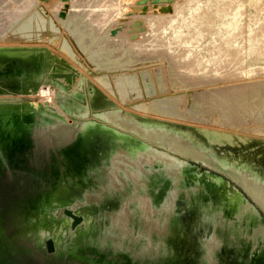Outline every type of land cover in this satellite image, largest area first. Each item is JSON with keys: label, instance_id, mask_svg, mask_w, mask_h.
Masks as SVG:
<instances>
[{"label": "water", "instance_id": "water-1", "mask_svg": "<svg viewBox=\"0 0 264 264\" xmlns=\"http://www.w3.org/2000/svg\"><path fill=\"white\" fill-rule=\"evenodd\" d=\"M48 76L23 91L0 77V93H29L49 82L57 85L61 93L56 100L63 110L0 98V264H68L74 242H58L57 223L70 220L69 232L76 233L88 218L71 204L68 193L79 186L92 192L107 189L112 168L106 151H121L125 144L175 167L170 176L162 170L152 173L157 186L170 178L180 185L192 180L207 189L209 185L193 179V174L206 177L208 172L231 177L229 181L249 197L241 190L242 198L233 204L215 198L203 208L187 210L180 237L187 244L175 262L126 245L131 235L91 228L89 246L79 249L92 257V264H264V202L251 190L247 176H241L242 165L222 160L220 149L191 125L146 118L114 102L93 107L89 99L96 86L85 76L79 84L85 93L81 98ZM85 104L82 111L79 106ZM175 202L184 212L183 204Z\"/></svg>", "mask_w": 264, "mask_h": 264}, {"label": "bare ground", "instance_id": "bare-ground-1", "mask_svg": "<svg viewBox=\"0 0 264 264\" xmlns=\"http://www.w3.org/2000/svg\"><path fill=\"white\" fill-rule=\"evenodd\" d=\"M140 1H142V0H140ZM214 1L220 2L221 0H214ZM253 1L254 0H248V2L251 4ZM142 2H144V1H142ZM75 3H76V0H0V77L3 78L6 83H8V84H10L16 88L22 89V91H23L24 88L29 86V84H34V82H37L43 78L47 79V78H49L48 75H50V76H55L57 78L56 82H57V84H59L60 87L62 86L63 88L67 89V88H70V86L67 84H64V83H66V82L68 83L70 81L77 80V78H79V77H82L84 72L81 70V68H78V66L75 65V63H74L75 60L71 55H65L62 51L58 50V48L52 46V43L49 42L48 40H42L45 36H48V34L50 35V40H52V41L54 40L56 34L59 35L58 31H60V30H59V27L57 25L60 22L56 24V22H58L56 20H60V19H56L54 16L55 14L62 12L63 16L61 17L60 21H63L65 23H68L71 18H78L79 17L78 14H76V15L73 14V10H75V9H73V7L76 6ZM139 3L140 2L135 3V4H139ZM153 3H154V1L151 4H153ZM164 3L167 4L168 2H164ZM100 4H102V3H100ZM105 4H106V2H105ZM174 5H175V3H174ZM179 5L180 4H178V6ZM112 6L113 5L109 6V7H111L110 8L111 10L113 8ZM148 6H150V4L147 5V7ZM155 6H153V7H155ZM181 6H179V7H181ZM191 6H193V5H191ZM153 7H151V8L153 9ZM120 8H121V6H120ZM135 8H134V10H135ZM157 8H159V7L157 6ZM102 9L104 10V8H100L99 10H102ZM110 9L108 8V10H110ZM115 9H116V7L114 8V12H115ZM131 9L133 10V7ZM157 10H155V11H157ZM262 10H263V8H262ZM136 11L140 12L139 10H137V8H136ZM174 11H176V10H174ZM258 11H259V9H258ZM105 12H107V11H105ZM130 12H131V10H130ZM159 12H160V10L157 13H159ZM161 12H163V11H161ZM171 12H173V11L171 10ZM171 12H169V13L171 14ZM115 13H117V12H115ZM149 13H148V15H149ZM153 13H155V12H153ZM173 13L175 14V12H173ZM173 13H172V15H173ZM136 14H138V13H136ZM180 14H182V13L179 12V15ZM103 15H104V13H103ZM133 15H132V17H133ZM148 15L145 14V16H148ZM150 15H151V13H150ZM155 15H156V13H155ZM256 15H254V16H256ZM112 16H114V15H112ZM165 16H167V12H166V15H164V17ZM178 16L176 15V16H174V18L175 17L178 18ZM188 16H190V14ZM198 16L199 15H197V17ZM169 17H172V16H169ZM128 18H129V16L127 17V19ZM142 18H139V19H142ZM144 18H146V17H144ZM155 19H157V17ZM158 19H160V18H158ZM165 19L166 18H164V20ZM190 19H188V20L190 21ZM66 20H68V21H66ZM135 20H132V21H135ZM212 20L207 19L205 21H202L201 23L199 22L200 23L198 26L199 28L196 31H194L195 34L197 35L196 37H198L200 34L202 35V31H203V27H201L202 24H204V23L208 24ZM74 21H75V19H74ZM139 21H141V20H139ZM145 21H146V19H145ZM171 21H173V20H171ZM171 21L169 23H171ZM221 21L226 26H236L239 23V18H238V16L235 17V16H230V15H223ZM167 22L168 21H166V23ZM175 22H176V20H175ZM131 23H133V22H131ZM148 23H146V25ZM177 23H175V25H173V24H171V25L176 27ZM179 23H180V21H179ZM258 23H260V22H258ZM261 23H263V21ZM261 23H260V25H263ZM149 24H151V23H149ZM155 24L156 23H154V25ZM156 25H155V27H156ZM163 25H165V24H163ZM163 25H162V27H164ZM123 26H125V24ZM173 26H171V27H173ZM126 27H128V25ZM141 27H142V22H141ZM143 27H144V25H143ZM152 27H153V24H152ZM168 27H170V26H168ZM75 28H76V26H75ZM131 28L133 29L134 27H131ZM139 28L137 27L136 29L138 30ZM146 28L149 29V26ZM263 28H262V30H263ZM12 29H14V30L12 32H10ZM126 29H128V28H126ZM151 29H150V31H151ZM184 29H185V26H184ZM84 30L85 29L82 28L81 32H83V33L88 32V31H86V30L84 31ZM153 30L151 33L152 35L149 33L148 34L146 33V35L153 36L154 35ZM156 30H158L157 27H156ZM76 31H78V29L74 30L75 33H76ZM129 31H130V29H129ZM133 31L134 30H132V33H131L132 35L134 34ZM150 31H147V32H150ZM248 31H250V29ZM135 32H136V30H135ZM165 32L166 31H164V33ZM167 32H166V34H168ZM175 32H176V38L181 40L183 38V30L181 28H178L177 31H175ZM185 32H186V30H185ZM258 32H260V31H258ZM104 33H105V31H104ZM160 33L162 35V32H160ZM100 34L95 35L93 33V35H91L93 37L92 39L86 40V41L85 40H80V41L85 42L86 44H88V43L92 44V41L105 39L104 40L105 43H104V45H102V48H101V50L104 51V53H105L106 52L105 50L107 49V46H108L107 44H110L108 42V39H110V41H111V40H114V38L112 36H110L109 38H107L108 36L107 37L104 36L105 38H100L99 37ZM11 35L14 37L20 38V41L16 42L15 41L16 39H9V38L5 39V37L11 36ZM132 35H131V37L134 36V35L133 36ZM155 36H156V34H155ZM168 36L169 35H167L166 37H168ZM21 38H24V39L21 40ZM34 38H41V40L34 39ZM144 38H145V36H144ZM159 38H157V39L159 40ZM174 38L175 37H173V39L172 38L171 39L175 40ZM132 39H134V37ZM148 39L146 40V42L148 41ZM150 39H153V38L151 37ZM157 39H156V42H157ZM162 39H163V36H162ZM135 40H137V39H135ZM138 40H139V37H138ZM195 40H198V39L195 38ZM201 40H203V38H201ZM104 41H102V42H104ZM149 41H151V40H149ZM204 41H206V40H204ZM160 42H161V40H160ZM192 42H194L193 45L195 43H197V41L196 42L193 41V38H192ZM151 43L157 44L154 42H151ZM158 43H159V41H158ZM187 43H189V42H187ZM213 43H211V44H213ZM216 43L217 42H215V44ZM122 44H123V41H122ZM179 44H180V42H179ZM179 44H177V46H179ZM186 44H185V47H186ZM215 44H213V45H215ZM127 45H128L127 46L128 50L130 52V50H132L133 47L128 43H127ZM200 45H199V47H200ZM191 46H192V44H191ZM195 46H198V45H195ZM167 47H169V46L166 45V47L164 49H169ZM204 47H206V46H204ZM189 48L187 49L188 51L190 50ZM193 48H196V47H193ZM207 48H211V46H209ZM49 49L51 50V52L49 51ZM139 49H140V47H139ZM141 49H144V48H141ZM211 49H209V50H211ZM93 50H94V48H93ZM98 50H99V48L95 51L97 52ZM134 50H135V48H134ZM178 50H179V48H178ZM183 50H184V47H183ZM169 51L172 52L171 49ZM194 51L196 52V50H194ZM138 52H141V51L138 50ZM149 52H147V53L149 55H151ZM175 52L176 51H174V53ZM177 52H179V51H177ZM144 53H146V52H144ZM186 53H188V52L186 51ZM210 53H212V52H210ZM227 53H228V51H227ZM50 54L51 55L54 54L56 56L57 61H58L56 63V66L54 67V75L48 73L46 68H44V64H43L44 58ZM116 54H117V52H116ZM116 54H114V55H116ZM188 54H186V56ZM196 54L194 56H197ZM200 54L201 53H199V55ZM238 54H239V52H238ZM177 55L178 54H176V56ZM189 55L191 56L192 54H189ZM139 56H141V55H139ZM178 56L180 57L181 53ZM212 56H214V55H212ZM143 57H144V60H146L145 56H143ZM152 57L153 56H151L150 58H152ZM179 57L177 59H179ZM192 57H193V55H192ZM192 57H190V58H192ZM199 57H202V56H199ZM220 57L222 59V56H220ZM261 57H260L261 60L264 61V57L263 56H261ZM134 58H132V59H134ZM147 58H149V57H147ZM186 58H188V57H186ZM214 58H218V56L215 55ZM157 59H159V58H157ZM197 59H199V58L197 57ZM192 60H194V59L192 58ZM195 61L197 62V60H194L193 62H195ZM206 61H207V59H206ZM231 61L232 60H230V62ZM187 62L188 61H186V63ZM218 62H220V61H218ZM226 62L227 61H225V64H226ZM131 63L132 62H130L129 64H131ZM204 63L206 64V62H204ZM126 64H128V62ZM181 64L179 63L180 66H181ZM191 64H189V65H191ZM207 64H209V63H207ZM183 65L186 66V64H183ZM197 65H199V64H197ZM217 65H218V63H217ZM190 67H192V66H190ZM190 67L187 66L186 69L188 70V68H189L188 72L190 74H193L190 72V69H191ZM204 67H205V65H204ZM207 67H205V69ZM159 68H158V70H160ZM225 68H227V67H225ZM237 68H239V67H237ZM252 68H254V67H252ZM192 69H193V67H192ZM196 69H198V68H196ZM200 69L202 70V68H200ZM113 70H115V69H113ZM232 70L233 69H231L230 71H232ZM237 70H236V72H237ZM239 70H241V68ZM117 71L118 70H116V72ZM218 71H220V70H217L216 73ZM197 72H200V71H196V74H198ZM227 72H229V70ZM158 73H159V71H158ZM223 73L225 74V72H223ZM234 73H235V71H234ZM240 73L241 72H239V74ZM196 74L194 72V75H196ZM199 74H201V73H199ZM239 74H237V75H239ZM258 74L261 75V73H258ZM215 75H214V77L216 79V76L218 75V73L216 76ZM243 75L248 76L247 72ZM243 75L240 74V76L238 78H240ZM235 76L232 75L230 77L235 78ZM205 77H207V76H205ZM222 77H223V75H222ZM224 77H223V80H224ZM145 78H146V76H145ZM243 78H245V76L241 77V80ZM94 79L95 80H93V84L98 88V90L101 91L100 92V98H99L98 102H96L97 104L102 106L105 104V102H113L114 101V103H116V104L120 103V106H122L124 109L137 112V114L138 113L144 114L143 110L149 111V112H156L159 114V116L158 115L154 116L155 114L154 115L145 114V115L158 117V119L162 118V119H166V120H173L175 122L184 123V124H188V125H198L199 130L201 132V135L205 138H208L209 141L211 143H213V145L216 148L220 149L219 154H220L222 160L235 162V160L236 161H240V160L244 161V160H247L248 158H251L252 162H250L249 164H245V166H243L244 164L242 165L243 166L242 168H244V171L241 173V176L242 177L247 176L245 178L248 179V181L250 182L251 190L254 192V194L257 196V198H259V200L264 202V123L262 122V121H264V117H259V119H261V121L258 120L259 122H257V123L256 122L255 123H248V122L247 123L246 122L234 123V122L228 121V122H226V124H229L228 125L229 128H227L228 130L226 129V127L214 128L216 126L211 127V126H207L205 124L204 125L200 124V123L196 124L195 122L194 123L191 122L192 120L188 121L187 119H193L194 121L195 120L196 121H200V120L205 121L207 119H210V118H208V117H210L209 114L205 113L203 106L200 103H198L197 101L194 102V104L192 106L187 105V104L182 106L181 105L182 97L178 96L179 94H177V95L175 94L176 97H170V96L163 97V98L161 97L162 99H157V100H153V101L150 100L151 102L138 100L135 102L132 101L131 104H129V103L125 102L126 101L125 92H126V89H128L129 87L131 88L133 85H135V86L137 85L136 84L137 82H135V80H131L129 78H128V80L126 78L117 79L118 89L121 92V95H120L121 98H117L116 96H114V94H112L113 93L112 91L113 90L115 91V88L113 87L112 83L107 78V76H104V75L98 76V74H97V77L96 78L94 77ZM247 79H248V77H247ZM256 79H254V80H256ZM207 80H210V79L208 78ZM220 80H222V79H220ZM225 80H226V78H225ZM228 80H229V77H228ZM181 81H183V80H181ZM232 81L234 82V80H232ZM235 81H238V80H235ZM245 81H244V83L250 82V81L249 82H245ZM213 82H215V81H213ZM216 84H218V83H216ZM235 84H236V82H235ZM189 85H192V84H189ZM240 85H241V83H240ZM203 86H205V85H203ZM225 86H227V85H225ZM229 86H230V84H229ZM187 88H189V87H186V90H187ZM205 88H207V87H205ZM209 88L204 89V90L210 91ZM228 89H230V88H228ZM30 90L31 91L29 93H24V92L0 93V98L14 100V101H18V103H25V104H29V105H35V103L40 102V103H43L44 105H46L48 109H51L55 112L63 111L62 107L57 103V100H56L58 93H61L58 90L57 85L50 83V82L49 83H42L36 89H34V87H33ZM68 90L70 91V89H68ZM179 91H181V90H179ZM182 91H181L180 95L184 94L183 93L184 91L183 92ZM233 91H235V90L233 89ZM210 92H212V91H210ZM174 93H177V92L174 91ZM189 93L190 92H188L187 94H189ZM248 94H249L248 92L243 90L240 95L244 96V95H248ZM153 96L148 97V99H151V97L153 99ZM158 96H159V94H158ZM185 98H188V97H185ZM185 102H186V100H185ZM127 104H129V105H127ZM190 104H191V102H190ZM245 104L246 103H244V106L246 107ZM231 106H233V105H231ZM80 109H81V107H80ZM82 111H85V109H82ZM202 121H200V122H202ZM219 122H221V121H219ZM226 124H224V126ZM225 131L232 132L231 137H229L228 134H225L224 133ZM244 138H246V139H244ZM125 146L126 147H124V146L121 147V151H119V150L115 151V152H111L110 150L106 151L107 159L111 163L110 166L112 168V173L108 177V179L110 180L109 181L110 186L108 185L107 189H106V187H103L100 191H93L92 192V191H88L85 188L79 186V190L74 191L72 194L68 193V199L71 202V204L76 206V208L79 211L83 212L88 217L87 221H85V223L81 226L80 230H78L76 233H70L69 232L70 231L69 230L70 220H65L64 222L60 221L57 223L56 230H57L58 242L62 245L66 244V240H69V241L72 240L74 242V244L68 250L69 253L71 254V258H70L68 264H75L76 261L77 262H84V264H92V257H90L89 254H83V252L79 249V248H85V247L89 246L91 228L93 230H96L97 232H111V233L117 234L118 236L131 235L132 238L129 241H127L126 245L132 247L133 249L139 250V251L146 250V251H148L147 252L148 254H151V253L155 254L154 256H158L165 261L175 262V260H177L178 254H179V250L184 249L186 244H187V241L180 240V237H183L181 234L185 230V223H184L185 221L184 220L186 218V214L188 213V212H186L187 210H189L190 208H193L194 206L196 207V209L200 208V206H202V208H203V206H205L206 204L213 202L215 200V198H219L222 201L227 200L231 204L234 203L233 201H235V200L237 201L238 199L242 198L241 193H239L238 190L234 186H232L228 181L222 179L219 176L218 177L212 176L209 173H206L208 175V178H209V186L207 189H203V187L197 185L192 180H190V181L185 180L183 183V186H184L182 188L183 190H177L175 187V184H177L178 186L180 184L177 181H172L170 178L167 179V181H165L164 183L159 184L157 186V182H155V180L153 179L154 176H151L152 173L154 174L156 171L159 172V170H162L165 174L170 176L171 167L172 168H175V167L172 166L171 164H165L164 162L162 163L161 161H154L153 160L154 157H151L149 154L146 153V151H143V152L132 151L128 144H125ZM103 153H105V152H103ZM110 155H111V157L109 159ZM254 163H256L257 165H255ZM239 166H241V165H239ZM255 169H257V171L260 170V174ZM147 188L151 189L150 195H151L152 201L149 202V206L146 207L147 209H143L142 205H137L136 203H134L133 196L138 191H142L141 189H147ZM154 190H157L156 194H154ZM179 192H181L180 196L178 195ZM142 193H146V192L142 191ZM176 199H180L181 204H183L184 208H186L184 212H181L178 209V206L175 202ZM149 209H153L155 214L148 213ZM164 231H168L169 233H164ZM170 233H173V234L171 235ZM117 241H119V240L117 239ZM142 246H145V247L150 248V249H144V248H142ZM190 248L194 250V249H196V246H192Z\"/></svg>", "mask_w": 264, "mask_h": 264}, {"label": "rangeland", "instance_id": "rangeland-1", "mask_svg": "<svg viewBox=\"0 0 264 264\" xmlns=\"http://www.w3.org/2000/svg\"><path fill=\"white\" fill-rule=\"evenodd\" d=\"M142 1H144V2H142ZM142 1H140V0H88V1L87 0H76V3H75L76 6L73 7V9H75V10H73V14H75V15L78 14L79 17L78 18H71L68 23H65L63 21H60L61 17L63 16L62 12L55 14L54 15L55 18L60 19V20H56L58 22L55 21L56 24L59 22L61 23V24L59 23L57 25L59 27V30H60V31H58L59 35L56 34L53 41L50 40L49 34H48V36H45L42 40H48L49 42L52 43V46L58 48V50L62 51L65 55H71L75 60L74 61L75 65H77L78 68H81V70L84 72L82 77L83 76L86 77L89 85L93 84V80H95L94 77L96 78L97 74H98V76L99 75L107 76V78L110 80L113 87L115 88V91L113 90L112 94H114V96H116L117 98H121L120 97L121 92L118 89L117 79L126 78L128 80V78H129L131 80H135V82H137L136 83L137 85L136 86L133 85L131 88L129 87L128 89H126V92H125V95H126V101L125 102L126 103L131 104L132 101L135 102L138 100L151 102L150 100L153 101V100H157V99H162L163 97H167V96L176 97V95L179 94L178 96L182 97V103H181L182 106L186 105V104L192 106L194 104V102L197 101L198 103H200L203 106L205 113L209 114L210 117H208V118H210V119H207L205 121L200 120L202 122L196 121V120L194 121L193 119H187L188 121L192 120L191 122H193V123L195 122L196 124L200 123V124H203V125L205 124V125L211 126V127L216 126L214 128L226 127V129H227V128H229L228 127L229 124H226V122H228V121L234 122V123H238V122H246V123L247 122L248 123H255L256 122L257 123V122H259L258 120L261 121V119H259V117H264V74H263L264 73V61L261 60V58H262L261 56L264 57V28H263L264 27V0H254L252 2V4L249 3L248 0H243V1L242 0H231V1L230 0L229 1L228 0H221L220 2H217L214 0H167V1L166 0H146V1L142 0ZM153 1H154V3L151 4ZM105 2H106V4L107 3L108 4L110 3V4L106 5ZM138 2H140V3L135 4ZM164 2H168L167 3L168 5ZM100 3H102V4H100ZM174 3L176 6L174 5ZM149 4H150V6L147 7V5H149ZM178 4H180L179 6H181V5L182 6L179 7ZM111 5H113L112 6L113 11L110 9L111 7H109ZM191 5H193V6H191ZM120 6H121V8H120ZM153 6H155V7H153ZM157 6L159 8H157ZM115 7H116L115 12H117V13L114 12ZM132 7H133V10L131 9ZM135 7L140 12L136 11ZM151 7H153V9ZM100 8H104V10L103 9L99 10ZM108 8L110 10H108ZM134 8H135V10H134ZM262 8H263V10H262ZM258 9H259V11H258ZM130 10H131V12H130ZM155 10H157V11H155ZM159 10H160V12L157 13ZM171 10L173 12H175V14L177 16L179 15V12L182 14H180L178 16V18H176V17L174 18V16H176V15L173 12H171ZM174 10H176L177 12ZM105 11H107V12H105ZM161 11H163V12H161ZM147 12L148 13L150 12L151 15L149 13V15H150L149 16ZM153 12H155L156 15ZM166 12H167V16L164 17V15H166ZM169 12H171V14ZM103 13H104V15H103ZM136 13H138L139 15ZM172 13H173V15H172ZM145 14L148 16H145ZM189 14H190V16H188ZM112 15H114V16H112ZM132 15H133V17H132ZM168 15L172 16V17H169ZM197 15H199V16L197 17ZM223 15H230V16H235V17L238 16L239 23L236 26H226L221 21ZM254 15H256V16H254ZM128 16H129V18L127 19ZM142 17L143 18L146 17V18L143 19ZM156 17H157V19H155ZM139 18H142V19H139ZM158 18H160V19H158ZM164 18H166V19L164 20ZM74 19H75V21H74ZM145 19H146V21H145ZM188 19H190V21ZM207 19H209V20L213 19V20L208 24H205V23L202 24V26H201V27H203L202 35L200 34L198 37H196L197 35L195 34L194 31H196L199 28L198 26L202 21H205ZM132 20H135V21H132ZM139 20H141V21H139ZM171 20H173V21H171ZM175 20H176V22H175ZM66 21H68V20H66ZM166 21H168V22L166 23ZM170 21H171V23H169ZM179 21L181 24L179 23ZM262 21H263V23H261ZM131 22H133L135 25ZM141 22H142V27L144 25L143 28L141 27ZM148 22L151 24H149ZM153 22L157 24V25L156 24L155 25H156L158 30H156V27H155ZM258 22H260L263 25H260V23H258ZM146 23H148V24L146 25ZM175 23H177L176 24L177 28L175 26H173V25H175ZM124 24H125V26H123ZM152 24H153V27H152ZM163 24H165V25H163ZM171 24H173V25H171ZM127 25H128V27H126ZM162 25L164 27H162ZM75 26H76V28H75ZM148 26H149V29L146 28ZM168 26H170V27L173 26V27L170 28ZM184 26H185V29H184ZM131 27H134L135 29L134 28L132 29ZM137 27L138 28L140 27V28L137 30L136 29ZM82 28L88 32L87 33L81 32ZM126 28H128V29H126ZM178 28H181L183 30V38L181 40L176 38V32L175 31H177ZM262 28H263V30H262ZM77 29H78V31H76V33H75L74 30H77ZM129 29H130V31H129ZM131 29L134 30L133 31L134 36L131 34L132 33ZM150 29H151V31H150ZM249 29H250V31H248ZM13 30L14 29H12L10 32H12ZM135 30H136V32H135ZM152 30L154 31L153 36H151ZM163 30L166 32L168 31L167 32L168 34H166V32L164 33ZM185 30H186V32H185ZM104 31H105V33H104ZM147 31H150V32H147ZM258 31H260V32H258ZM160 32H162V35ZM93 33L95 35H97V34L99 35L101 33L99 36L100 38H105L104 36H106V37L108 36L107 38L112 36L114 38V40H111V41H110V39H108V42L110 44H107L108 46H107V49L105 50L106 51L105 53H104V51L101 50L102 45H104V43H105V41H104L105 39L104 40L100 39L101 41L100 40L92 41V44L91 43L86 44L85 42L80 41V40L86 41V40L92 39L93 37L91 35H93ZM146 33L147 34L149 33L151 35L150 36L146 35ZM155 34L157 37L155 36ZM131 35L134 37V39H132L133 37H131ZM167 35H169V36L166 37ZM144 36H145V38H144ZM162 36H163V39H162ZM138 37H139V40H138ZM151 37L154 40L150 39ZM173 37H175L174 38L175 40H172ZM7 38L16 39L15 40L16 42L20 41V38L14 37L12 35L5 37V39H7ZM157 38H159V40ZM192 38H193V41H195V42L197 41V43H195L194 45H193L194 42H192ZM195 38H197L198 40H195ZM201 38H203V40H201ZM22 39H24V38H21V40ZM34 39L41 40V38H34ZM135 39H137V40H135ZM147 39H148V41L146 42ZM156 39H157V42H156ZM149 40H151V41H149ZM160 40H161V42H160ZM204 40H206V41L208 40L209 42L208 41L206 42ZM102 41H104V42H102ZM122 41H123V44H122ZM158 41H159V43H158ZM149 42L150 43L154 42L157 44H152V43L150 44ZM179 42H180V44H179ZM187 42H189V43H187ZM215 42H217V43L215 44ZM127 43L133 47L132 50H130V52L128 50ZM184 43L185 44L187 43L186 47H185ZM190 43L192 44V46ZM211 43H213L215 45H213ZM177 44H179V46H177ZM166 45L169 46V47H167L169 49H164L166 47ZM195 45H198V46H195ZM199 45H200V47H199ZM204 46H206V47H204ZM209 46H211V48L212 47L213 48L212 49L207 48ZM139 47H140V49H139ZM175 47L176 48L178 47L179 50H178V48L176 49ZM183 47H184V50H183ZM187 47L188 48L190 47L189 51L187 50L188 49ZM193 47H196V48H193ZM93 48H94V50H93ZM98 48H99V50L96 52L95 50H97ZM134 48H135V50H134ZM141 48H144V49H141ZM170 49L173 53H174V51H176V52L173 54L172 52L169 51ZM209 49H211V50H209ZM138 50H140L142 53L138 52ZM185 50L189 54H192L193 57H192V55L190 56L188 53H186ZM194 50H196V52ZM49 51L51 52L50 49H49ZM177 51H179L181 53L180 57L178 56V55H180V53ZM227 51H228V53H227ZM116 52H117V54H116ZM144 52H146V53L149 52L151 55H149L148 53L146 54ZM210 52H212V53H210ZM238 52H239V54H238ZM199 53H201V54L199 55ZM114 54H116V55H114ZM176 54H178V55L176 56ZM186 54H188V55L186 56ZM195 54L197 56H194ZM139 55H141V56H139ZM142 55L145 56V59L147 61L144 60V57ZM212 55H214V56L217 55L218 58H214V56H212ZM146 56L149 58H147ZM151 56H153V57L150 58ZM199 56H202V57H199ZM220 56H222V59ZM178 57H179V59H177ZM184 57L185 58L188 57L191 61L188 58L185 59ZM190 57H192L194 60H197V62L196 61L193 62L194 60H192V58H190ZM197 57L199 59H197ZM132 58H134V59H132ZM157 58H159V59H157ZM205 58L207 59V61ZM230 60H232V61L230 62ZM186 61H188L189 63L188 62L186 63ZM218 61H220V62H218ZM225 61H227L226 64H225ZM57 62L58 61H57L56 56L54 54L53 55H51V54L47 55V57H45L44 61H43L44 68H46L48 73L54 75V67L56 66ZM127 62H128V64H126ZM130 62H132V63L129 64ZM204 62H206V64ZM179 63L180 64L182 63L181 64L182 67L179 65ZM207 63H209V64H207ZM217 63H218V65H217ZM183 64H186V66ZM189 64H191V65H189ZM197 64H199V65H197ZM204 65H205V67H207V66L208 67L205 69ZM187 66L193 67V69H192V67H190L191 68L190 72L193 74H190L188 72L189 68L187 70L186 69ZM236 66L239 68H237ZM225 67H227V68H225ZM252 67H254V68H252ZM158 68L161 71L158 70ZM196 68H198V69H196ZM200 68H202V70ZM240 68H241V70H239ZM113 69H115V70H113ZM231 69H233L232 70L233 72L230 71ZM116 70H118L117 71L118 73L116 72ZM215 70L216 71L220 70L217 72L218 75H217ZM228 70L230 73L227 72ZM236 70H237V72H236ZM158 71H159V73H158ZM196 71H200V72H197L198 74H196ZM234 71H235V73H234ZM194 72L196 75H194ZM223 72H225V74ZM239 72H241L240 73L241 75H243L247 72L248 76H246V75L241 76V77L245 76V78H243L241 80V77L238 78L240 76ZM199 73H201V74H199ZM258 73H261V75ZM221 74L223 75V77L225 76L224 80H223V77ZM237 74H239V75H237ZM214 75L216 76V79H215ZM232 75H234V76L236 75L235 78L230 77ZM145 76H146V78H145ZM205 76H207V77H205ZM82 77L77 78V80L70 81L68 83L67 82L64 83V84H67L70 86V88H67V90L70 89V92L74 93L79 98H81L85 94L84 89H81V87L79 86ZM228 77H229V80H228ZM247 77H248V79H247ZM206 78L207 79L209 78L210 80H207ZM225 78H226V80H225ZM220 79H222V80H220ZM254 79H256V80H254ZM181 80H183L184 82ZM232 80H234V82ZM235 80H238V81H235ZM213 81H215V82H213ZM244 81L245 82L250 81V82L244 83ZM235 82H236V84H235ZM188 83L192 84V85H189ZM216 83H218V84H216ZM240 83H241V85H240ZM224 84L227 86H225ZM229 84H230V86H229ZM203 85H205V86H203ZM186 87H189V88H187V90H186ZM205 87H207V88H205ZM208 88L212 92H210L208 90H204V89H208ZM228 88H230V89H228ZM76 89H80V90H82V92L80 93ZM233 89L235 91H233ZM179 90H181V91L183 90L184 92L183 91L182 92L185 95L181 94L182 95L181 96L180 95L181 91H179ZM243 90L248 92L249 94L241 96L240 94ZM174 91L177 93H174ZM187 91L190 92L191 94L190 93L187 94L188 93ZM100 92L101 91L98 90L97 87H95L94 94L90 93V99H89L90 104L93 105L96 102H98V100L100 98ZM158 94H159V96H158ZM150 96H153V99H152V97H151V99H148V97H150ZM185 97H188V98H185ZM185 100L187 103L185 102ZM77 102L82 104V102H80V101H77ZM190 102H191V104H190ZM244 103H246L245 104L246 107L244 106ZM129 104H127V105H129ZM117 105L120 106V103H117ZM231 105H233V106H231ZM81 107H86V104L81 106ZM93 107H94V105H93ZM120 107L123 108L122 106H120ZM130 112L137 114V112H134L131 110H130ZM143 112H144V114H142V113H138V114H140V116H144L146 118H157L158 119V117H154L157 115L159 116V114L156 112H149V111H144V110H143ZM145 114H150V115L155 114V115L154 116H147ZM159 119H162V118H159ZM163 120H166V119H163ZM169 121H173V120H169ZM219 121H221V122H219ZM262 122L264 123V121H262ZM224 124H226V125L224 126ZM191 126L199 129L198 125H191ZM224 133L228 134V136L231 137L232 132L225 131ZM244 139H246V138H244ZM250 162H252L251 158H248L247 160H244V161L243 160H240V161L235 160V163L237 166L243 165V164H244L243 166H245V164H249ZM254 164L257 165L256 163H254ZM171 169H172V167H171ZM173 169H175V168H173ZM205 169L206 168H203V167L201 168L202 171H205ZM255 170L257 171V169H255ZM257 172H259V174H260V170ZM206 173H208V172H206ZM193 175H194L193 179H199L201 181V183L205 186L209 185L208 175H206V177L202 176L201 174H199L201 176H198V174H195V173ZM214 176L218 177L219 175H214ZM219 177H221V176H219ZM221 178L228 181L232 186H234L229 181V180H231V177L228 178L229 180H227L223 177H221ZM175 187L177 190H183L182 188L184 186L183 185L178 186L177 184H175ZM234 187L238 190L239 193H241V190H242V192L244 193L243 195L245 197L246 196L249 197V195L243 190L242 187H241L242 188L241 190H239L236 186H234ZM141 190L146 192V193H142V191H138L133 196V201L137 205H142L143 209H147L146 207L149 206V202L152 201L151 195H150L151 189L147 188V189H141ZM180 193L181 192H179V194H178L179 196H180ZM178 201H180V199H178ZM253 202L255 203L254 200H253ZM258 210L261 213H263V211L260 210L259 208H258ZM148 213L155 214L153 209H149ZM262 215L264 216V213ZM164 233H169V232L164 231Z\"/></svg>", "mask_w": 264, "mask_h": 264}, {"label": "flooded vegetation", "instance_id": "flooded-vegetation-1", "mask_svg": "<svg viewBox=\"0 0 264 264\" xmlns=\"http://www.w3.org/2000/svg\"><path fill=\"white\" fill-rule=\"evenodd\" d=\"M79 106V105H78ZM81 106H79V108H80ZM83 108H85V107H81V109H83ZM262 202V201H261Z\"/></svg>", "mask_w": 264, "mask_h": 264}]
</instances>
